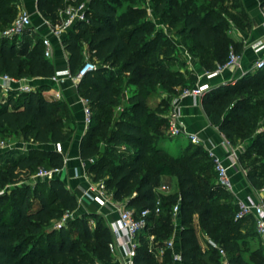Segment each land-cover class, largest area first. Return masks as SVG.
Instances as JSON below:
<instances>
[{
    "label": "trees",
    "instance_id": "16d2710c",
    "mask_svg": "<svg viewBox=\"0 0 264 264\" xmlns=\"http://www.w3.org/2000/svg\"><path fill=\"white\" fill-rule=\"evenodd\" d=\"M78 1L83 0H38V8L44 17L57 22L62 20L60 9ZM17 2L0 0L1 29H6L15 20ZM152 2L157 16L174 32L182 36L192 34L191 52H195V57L210 70L225 64L232 49L241 53L243 47L227 33L223 18L213 19L210 23V14H202L201 6H193L189 2ZM210 2L219 9V13L229 12L224 0ZM87 14L88 19L77 22L63 38L70 55L72 73H76L83 64V46L87 43L92 58L104 63L121 62L124 70L133 73L136 85H144V88L155 83L163 87L187 85V80L171 68V63L176 61V48L172 38L164 32L153 31L145 22L122 30L133 22L126 20L127 13L119 14L118 5L112 0H89ZM55 74V64L46 55L43 40H38L31 50H23L18 49L9 37L0 38V76L25 79L49 78ZM257 76L260 79L264 77V67L257 69ZM253 77L233 90L214 88L205 95V113L231 141L236 135L233 124L246 123L252 129L257 127V117L247 108L250 99L245 95H236L244 88L249 93L254 91L253 84L258 80ZM116 81L111 76H105L104 69L100 67L80 81L81 95L90 100L91 107L105 109L118 105L122 96L114 84ZM42 93V89L20 92L23 100L18 102H13L11 94L0 95V131L20 134L34 143L67 141L72 134L69 123L76 122L70 105L65 100H48ZM149 97L143 90H135L128 99V113L114 121L107 119L104 112H92V121L82 140L80 154L84 160H95L89 168L90 172L94 180H102L106 184L114 198L123 199L135 194L130 198V204L138 211L155 209L158 200L156 190L163 183V177L177 176L179 191L161 197V212H153L148 218L147 228L138 235L141 243L134 258L135 264H173L172 250L165 249L163 258L157 259L142 233L149 229L156 235L157 245H164L175 228L173 207L178 202L183 224L182 264H221L219 248L210 246L207 250L202 249L193 225L196 214L203 231L227 251L231 264H264V243L257 234L256 219L252 214L236 218L239 210L237 200L229 190L218 184L210 152L190 142L184 155L159 154L164 149L155 148L153 139L161 134L160 126L156 123L157 116ZM233 113L237 115L236 119ZM153 125L155 134L148 131ZM96 135L108 143L110 149L119 148L118 161L108 157L101 143L93 139ZM12 153L8 150L0 154V159H4L0 166V264H95L97 259L112 260L110 243L113 233L99 214L85 213L72 219L70 223L76 227V233L66 227L47 230L65 212L75 211L79 206L77 195L61 178L42 180L34 186L8 188L31 178L40 167H64L63 155L40 148L30 149L18 157L12 156ZM263 153L264 132H259L249 154L257 159ZM200 155H204L207 163L211 161L212 170L199 166ZM244 157L243 154L240 156L242 166ZM243 167L248 169L247 178L255 189L264 187L262 165L251 162ZM7 198L12 200L6 205ZM37 202L39 207L35 209ZM91 220L96 221L94 228ZM152 220L155 226H150Z\"/></svg>",
    "mask_w": 264,
    "mask_h": 264
},
{
    "label": "crops",
    "instance_id": "0c3cea01",
    "mask_svg": "<svg viewBox=\"0 0 264 264\" xmlns=\"http://www.w3.org/2000/svg\"><path fill=\"white\" fill-rule=\"evenodd\" d=\"M224 3L228 7V13L231 15V19L234 20V29L232 30V34L229 35L236 44L243 47L240 53V64L236 67H226L217 76L208 78L207 72L212 70L202 64L198 57L189 56L191 58V68L199 76L197 84L209 83L211 85V89L227 86L228 84L239 80L249 72L257 70L253 66L255 61L262 55V53L255 52L252 44L260 39H264V14L262 9L264 0H224ZM17 7L20 9L19 13L22 10H27L31 13L33 26L23 34L10 38L11 41L16 43L18 49L31 50L38 40H44L43 38L49 37L53 47V55L50 58L55 64L56 73L62 70H71L69 63L70 55L63 44V38L69 31L75 28L76 24L70 30L65 32L61 38H59L52 33V27L60 24L61 21L55 22L52 19L44 17L39 11L38 0H19L17 2ZM149 8L155 11L154 3L152 1L149 3ZM118 12L119 14L123 13V11L120 12L119 9ZM154 15L155 19L153 22L155 24L157 23V25L164 27L167 31L168 28L172 29L156 15V12H154ZM4 30L0 28V38L3 36L2 33ZM75 31L79 33L78 29H75ZM172 35L173 34H171L170 37H173ZM176 39V41H179L178 38ZM88 53L90 54L88 44L85 43L83 46V57ZM9 85L10 90L6 93L2 88L0 81V95L8 96L11 94L13 102L23 100L20 92L24 91L21 90V87L30 85L34 90L42 89V94L46 99L51 101L65 100L70 105L76 117V122L69 123L72 134L67 141L62 143L47 144L29 142L25 148H22V151L16 154V156H14L13 153L12 156L18 157L20 154L33 148H40L51 152L61 153L65 159V166L59 178H61L66 183L67 187L77 195L79 206L74 211L75 216H80L85 213L99 214L107 221L110 230L113 233V225L119 218V207L125 205L138 210L136 206L130 204V198L135 194L123 199H117L114 198L113 193L105 186V190L110 195V201L104 202L99 193V184L102 180H94L93 173H91L89 169L95 160H84L81 158V144L89 126L86 123L84 103L82 101L84 97L81 95L79 88L80 81L78 82L72 77L67 76L57 79H55L54 76L49 78L32 77L11 81ZM208 91H206L205 94ZM205 94L198 99L192 96H175L171 100V104L173 107L174 105L178 107L181 115L180 117L185 128L189 132L198 134L201 137L202 143L199 145L206 151H214L226 164H229L230 162L229 153L231 150H235L238 153L239 167L231 168L230 170V174L234 182V187L230 193L234 196V199L238 200L239 198H248L249 196L254 198L262 197L264 195V192L262 191L263 187L255 189L251 185L247 178V169L240 163V156L242 155V148L240 145H235L231 140L227 139L225 134L220 131L219 126L214 125L205 113L203 105ZM181 139L183 141L187 139L189 140L186 136H181ZM226 140L230 142V145L226 144ZM162 184L168 185L169 190L164 191L157 188L156 195L158 198L166 196L170 193H177L179 191L178 178L175 175L164 176ZM26 185L34 186L31 182H26L23 186ZM38 207L39 203L37 202L35 209ZM91 223L94 224V226L91 225L92 228H94L96 226V221L91 220ZM174 224L175 228L172 235L162 246L157 245L158 243L155 240L156 235L153 232H150L149 229L143 232L142 235L147 240L149 249L153 252L157 259L161 260L163 258L165 249H171L174 255L173 264H182V258H175V254L181 257V231L183 229V224L180 213H178L177 216H174ZM193 225L196 229L202 249H209L210 246H212L210 241L214 240L203 231L199 222L198 214L194 216ZM150 226H155L154 220L151 221ZM257 234L264 243V233L261 234L257 230ZM113 237L112 242L115 243V250L112 251L110 248L113 259L109 261L97 259L95 264H125L126 258L124 251L116 244L114 234ZM169 240L173 241V248L168 247ZM246 257L248 256L246 255ZM229 263L231 264L230 260ZM221 264H224L222 259Z\"/></svg>",
    "mask_w": 264,
    "mask_h": 264
},
{
    "label": "rangeland",
    "instance_id": "374dc122",
    "mask_svg": "<svg viewBox=\"0 0 264 264\" xmlns=\"http://www.w3.org/2000/svg\"><path fill=\"white\" fill-rule=\"evenodd\" d=\"M19 1V0H17ZM88 1V0H87ZM114 4L118 5V9L128 14L126 20H131L133 23L129 27H123L122 30H129L133 26H136L140 23H146V25L152 29L153 31L160 30L164 32L167 36L171 37L173 44L176 48V61L171 63V68L173 71L177 72L179 76L185 78L187 80V85L184 87H174V86H162L159 83L149 84L146 88L144 85H136L133 83L134 75L131 71H126L122 67L121 62H108L104 63L96 60L98 67H102L104 69L105 76H111L115 78L117 81L114 83L115 86L120 90V94L122 96L121 102L118 105L98 108L91 107L93 114H101L104 112V116L114 121L116 118H122L128 113L129 106V97L133 94L135 90H143L144 93L149 95L150 105L157 116L156 123L160 126V133L158 137L154 138L153 141L155 143V148L164 149V152H159V154H165L166 152L172 155L173 157L179 156L180 154H186L188 150V146L190 144V140L183 141L180 137H173L169 132V118L171 112L173 110V106L171 104V100L175 96H179L181 94V90L185 87H193L199 81L198 74L191 68L190 60L191 57H195V52H191V47L193 46L192 34L185 33V35H178L172 29L168 28V31L164 29V27L155 24L153 21L155 19L154 10L149 8V3L152 0H112ZM180 2H189L190 4L199 5L202 8V14H210L208 17V22H213V19L223 18L224 28L227 29L228 34H232V30L234 29V20L231 19V15L229 13H219V9L217 7L214 8L213 3L210 0H179ZM19 8L17 7V11L15 14V18L18 16ZM209 12V13H207ZM157 15V14H156ZM153 24L155 28H153ZM154 36V35H153ZM178 38L179 41H176ZM44 39V38H43ZM87 57H91L88 53L84 56L82 62H84ZM257 70H253L249 72L246 76H243L239 80L234 83L228 84L227 86L221 87L222 90H233L234 87H238L241 83H245L249 80V77H253L255 80H258V83L254 82V86L252 93L248 92L247 88L239 90L236 95H245L249 98L250 101L247 103L248 110L254 112V115L257 117V127L252 129L251 126H248L246 123L243 124H233L234 130H236V135L233 139V144L240 145L242 148V154L245 156L243 160V166L247 167L251 162H256L258 165H262V170H264V153L262 156L256 159L255 155H250V151L252 148L253 140L255 136L259 132H264V77H255ZM74 75L76 73H73ZM260 76V75H259ZM260 83V84H259ZM259 84V86H257ZM214 89V88H213ZM207 94V93H206ZM205 94V95H206ZM205 97V96H204ZM246 106V105H245ZM234 119L237 118V115L233 113ZM155 126H151L148 128V131L151 134L154 133ZM88 130V129H87ZM251 135L247 137V135ZM164 138V139H163ZM25 138L20 134H11L10 132L0 131V141H6L10 148L9 150L13 151V155L16 156L18 152L22 151V148L27 146V143H32L30 140H24ZM93 139L101 143L103 150H105L108 154V157L113 159L114 161H118L119 159V148L110 149L109 144L104 142L101 137L98 135L94 136ZM26 143V145H25ZM126 145L123 146V149ZM195 148V147H194ZM194 148L192 151H194ZM6 150L5 152H7ZM2 152L1 154L5 153ZM199 166H205L207 169L212 166L211 161L207 163L206 159H204V155H200L198 158ZM4 159H0V166L3 163ZM212 170V169H211ZM248 171V169H247ZM26 182H31L32 184H37L39 181L35 178L24 179L17 184L10 185L9 190L13 187H21ZM106 185V184H105ZM3 192V190L1 191ZM227 196V195H226ZM264 196V195H263ZM12 199L7 198L5 201L6 205L11 202ZM5 206V205H4ZM76 218L78 216H75ZM74 217V218H75ZM73 218V220H74ZM56 222L52 223L47 227V230H59L56 226ZM94 226L93 223H91ZM68 230L76 233V227L72 223H68L65 226ZM215 241V240H214Z\"/></svg>",
    "mask_w": 264,
    "mask_h": 264
},
{
    "label": "built area",
    "instance_id": "2783aa9c",
    "mask_svg": "<svg viewBox=\"0 0 264 264\" xmlns=\"http://www.w3.org/2000/svg\"><path fill=\"white\" fill-rule=\"evenodd\" d=\"M88 9H89V0H83L78 2H70L64 8L60 9V16L62 18L60 24H57L52 27V33L57 37L61 38L65 32L70 30L77 22L85 21L88 19ZM263 14H264V4L262 5ZM33 26L32 15L27 10H22L15 20L8 26L2 33L3 36L14 38L20 34H23L28 29ZM44 45L46 47V55L51 57L53 55L52 42L49 37L44 38ZM255 52L262 53V55L255 61L254 68L261 69L264 67V39H260L252 44ZM241 54L237 53L234 49L231 50L230 57L225 64L219 65L215 70L208 71V78H212L221 73L226 67H236L240 64ZM98 64L95 58L87 57L83 62L81 67L78 69L74 75L71 70H62L58 71L54 76L55 79L63 77H72L76 81H81L87 74L98 70ZM19 80L9 75H1L0 81L2 88L6 93L10 90L9 83L11 81ZM211 89L209 83L196 84L193 87H185L181 96H192L196 99L203 96L206 91ZM21 90L24 92L32 91L33 88L30 85H25L21 87ZM60 96V95H59ZM84 103V113L86 117V123L89 126L92 121V111L90 106V100L88 98L82 99ZM180 111L176 105H174L169 118V132L173 137L186 136L189 140L195 144H201L202 139L198 134L189 132L180 117ZM227 145H230L228 140L225 141ZM10 145L6 141H0V154L9 150ZM210 155L214 160L215 170L217 172V182L225 189L231 191L234 187V182L230 174L231 168L239 167V156L235 150H231L229 153L230 162L226 164L220 156H218L214 151L210 150ZM64 167H51L45 168L40 167L38 172L32 175V178L37 179L38 181L50 180L52 178L60 177ZM100 196L104 202L110 201V195L105 190V183L100 182ZM158 188L164 191L169 190V186L166 184H161ZM264 192V187L262 188ZM239 210L237 212L236 218H244L252 214L256 219L257 230L259 233H264V196L259 198H254L249 196L248 198H239L237 200ZM155 212L156 214L161 212V198L157 200V206L155 209L144 208L140 211L128 207L121 206L119 207V218L117 222L113 225V234L116 238V244L121 247L125 255V264H135V256L139 247L138 235L140 232L145 230L149 224V216ZM180 212V202L174 205L173 214L177 216ZM75 217L74 211H67L63 216L57 220L56 226L58 228L65 227L73 218ZM211 245L219 248L221 259L224 264H230L226 250L216 243L215 241H210ZM168 247L173 248V241H168ZM110 248L112 251L115 250V243H110ZM175 258H181L179 255L175 254Z\"/></svg>",
    "mask_w": 264,
    "mask_h": 264
}]
</instances>
